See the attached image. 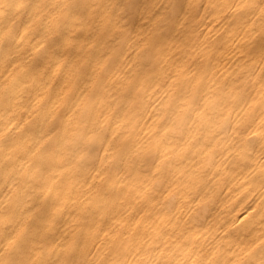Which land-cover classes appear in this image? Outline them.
Returning a JSON list of instances; mask_svg holds the SVG:
<instances>
[{
	"label": "clouds",
	"instance_id": "9594fccd",
	"mask_svg": "<svg viewBox=\"0 0 264 264\" xmlns=\"http://www.w3.org/2000/svg\"><path fill=\"white\" fill-rule=\"evenodd\" d=\"M0 264H264V0H0Z\"/></svg>",
	"mask_w": 264,
	"mask_h": 264
}]
</instances>
